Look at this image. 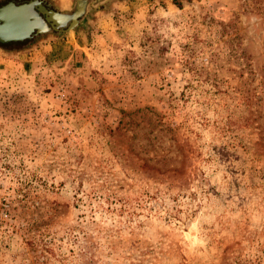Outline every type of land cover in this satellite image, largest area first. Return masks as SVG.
I'll return each instance as SVG.
<instances>
[{"label": "rangeland", "instance_id": "1", "mask_svg": "<svg viewBox=\"0 0 264 264\" xmlns=\"http://www.w3.org/2000/svg\"><path fill=\"white\" fill-rule=\"evenodd\" d=\"M0 264H264V0L0 48Z\"/></svg>", "mask_w": 264, "mask_h": 264}, {"label": "water", "instance_id": "2", "mask_svg": "<svg viewBox=\"0 0 264 264\" xmlns=\"http://www.w3.org/2000/svg\"><path fill=\"white\" fill-rule=\"evenodd\" d=\"M112 0H74L67 11L47 9L41 0L0 7V44L74 32L93 13ZM44 16V17H43Z\"/></svg>", "mask_w": 264, "mask_h": 264}, {"label": "flooded vegetation", "instance_id": "3", "mask_svg": "<svg viewBox=\"0 0 264 264\" xmlns=\"http://www.w3.org/2000/svg\"><path fill=\"white\" fill-rule=\"evenodd\" d=\"M30 1L32 0H1L0 1V7L12 2L14 3L16 6H19V5H22V4H26V3H29ZM43 5L47 8V9H52V7H48L47 6V2H44L43 0H41ZM44 17V16H43ZM33 41V39H27V40H24L22 42H11V43H7V44H0V48L2 49H7L9 45H15V44H29ZM9 50V49H8Z\"/></svg>", "mask_w": 264, "mask_h": 264}, {"label": "trees", "instance_id": "4", "mask_svg": "<svg viewBox=\"0 0 264 264\" xmlns=\"http://www.w3.org/2000/svg\"><path fill=\"white\" fill-rule=\"evenodd\" d=\"M174 4L178 7H180V3L178 1H174Z\"/></svg>", "mask_w": 264, "mask_h": 264}]
</instances>
